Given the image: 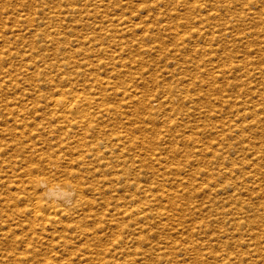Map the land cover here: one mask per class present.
I'll return each mask as SVG.
<instances>
[{"label":"rangeland","instance_id":"obj_1","mask_svg":"<svg viewBox=\"0 0 264 264\" xmlns=\"http://www.w3.org/2000/svg\"><path fill=\"white\" fill-rule=\"evenodd\" d=\"M66 1L0 0V98L122 105L96 131L154 232L129 258L152 241L157 264H264V0Z\"/></svg>","mask_w":264,"mask_h":264},{"label":"bare ground","instance_id":"obj_2","mask_svg":"<svg viewBox=\"0 0 264 264\" xmlns=\"http://www.w3.org/2000/svg\"><path fill=\"white\" fill-rule=\"evenodd\" d=\"M51 72L43 66L37 76ZM56 80L52 74L49 85ZM47 95L0 98V264H157L152 241L128 257V242L154 232L139 224L146 212L137 203L138 173L118 166L123 153L96 131L99 118L118 122L122 105L111 111L70 91Z\"/></svg>","mask_w":264,"mask_h":264}]
</instances>
